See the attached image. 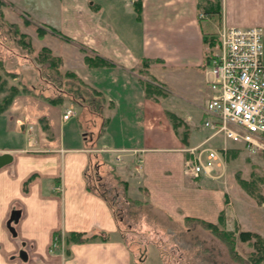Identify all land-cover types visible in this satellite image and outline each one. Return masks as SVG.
Instances as JSON below:
<instances>
[{
  "label": "crops",
  "instance_id": "crops-1",
  "mask_svg": "<svg viewBox=\"0 0 264 264\" xmlns=\"http://www.w3.org/2000/svg\"><path fill=\"white\" fill-rule=\"evenodd\" d=\"M6 1L27 19L72 40L56 36L47 42V36H55L48 32L40 42L62 58L64 71L101 91L106 104L101 115H90L104 123L91 137L87 127L82 131L70 124L72 118L62 120L64 102L52 104L37 94H18L0 113L5 131L14 126L11 142L0 144V154L12 156L0 168V264H135L112 210L94 190L93 174L98 184L118 177L128 185V198L168 215L209 221L202 192L183 173L186 149L208 135L202 137L206 128L193 120L204 115L213 94L205 62L218 44L208 45L204 35L217 37L223 24L263 30L264 0H220V14L204 17L198 0H139V14L138 0ZM79 44L110 63L88 66ZM57 46L65 51L56 52ZM23 57L5 62L6 69L17 76L27 67L37 71ZM143 59L154 61L144 67ZM148 83L165 91L148 96ZM168 112L183 121L184 135ZM215 197L218 213L220 196ZM74 233L106 240L66 243Z\"/></svg>",
  "mask_w": 264,
  "mask_h": 264
},
{
  "label": "rangeland",
  "instance_id": "rangeland-1",
  "mask_svg": "<svg viewBox=\"0 0 264 264\" xmlns=\"http://www.w3.org/2000/svg\"><path fill=\"white\" fill-rule=\"evenodd\" d=\"M5 2V5L1 7L3 17H0V59L3 61V69L14 72L8 68L6 69L5 62L13 63V57L23 55V61L30 62L38 71L27 67L22 69L21 73L23 75L18 74L16 78L5 75L1 71L2 77L7 80V86L16 84L15 86L20 90L33 86L35 91L33 94H37L38 97L42 95L59 96L61 92L55 86L42 79L39 68L34 61L41 48L40 39H42L37 35L35 27L37 23L22 15L10 1L5 0ZM9 6L12 9L9 8L8 10L7 7ZM204 16L206 15L201 14V17ZM26 20L31 21V23L26 24ZM11 24H16L17 28L27 35L26 38L32 46V51L29 54H26L25 50L17 44ZM210 24L214 25V23ZM262 31L264 40V28ZM54 37L56 35L47 36L46 41L52 42ZM57 48L56 50L58 51L56 52L65 51L61 46H57ZM78 48L83 52L80 44ZM4 57L7 58L4 60ZM66 67L62 66V71ZM148 78L152 79L150 75ZM163 91H165L164 88L160 90V93L163 94ZM20 93L28 94L25 92ZM4 95L5 92L0 93V100ZM64 103L65 107H71L78 112L76 113L77 116L70 120V124H75L82 131L86 130L87 127L89 129V137L104 126V123L100 126L99 117L94 116L97 120H93L94 117L90 115L95 114L89 112L85 107L75 104L69 96H65ZM180 110L187 112L188 109ZM204 119L203 114L197 113L193 120L199 121L202 126ZM5 128L6 125H0V144L11 142V137L14 135L12 130L14 126L10 127V131H5ZM177 129L180 135H184L186 132L184 125H180ZM207 134L209 135L208 130H201L202 137ZM224 143L222 136H216L205 144L207 147H213L218 150V166L211 176L202 177L198 181H192V179L191 182L196 184L193 187L197 192H202L199 195L201 199L206 200H200V203L205 211L209 212V221L217 224L225 231L233 232L235 235H238L239 232H251L264 238V146L255 147L251 151L238 143L228 141L226 151H223ZM99 171L105 176L106 173H104L105 171L102 167ZM185 177L188 178L187 176ZM91 181L94 183L93 185L96 184L93 178ZM104 182L99 185L102 187L101 191H104L105 196L109 199L116 194L122 195L121 190L117 189L116 183L110 177L105 179ZM134 191L132 195L135 194ZM216 195L220 196L217 207L219 208L218 213L215 209L216 201H212V199L215 200ZM120 198L118 199L120 200ZM116 204L117 214L118 212L121 215L123 214V219H125L118 222L121 239L130 249L135 264H236L231 261L227 250L220 241L211 233L205 231L200 225L193 222L185 223L183 216H171L162 210L147 206L139 209L138 215L133 213L135 214L134 216L128 217L125 206L118 202ZM214 209L215 211L213 212ZM210 211H212V214H210ZM220 215L222 221L218 222ZM203 220L207 221L206 219ZM54 245L53 250L57 248L56 241H54ZM236 250L242 257L246 258L253 251V248L250 244L241 243L237 240Z\"/></svg>",
  "mask_w": 264,
  "mask_h": 264
},
{
  "label": "built area",
  "instance_id": "built-area-1",
  "mask_svg": "<svg viewBox=\"0 0 264 264\" xmlns=\"http://www.w3.org/2000/svg\"><path fill=\"white\" fill-rule=\"evenodd\" d=\"M217 50L211 57L210 86L213 94L204 105L203 126L209 135L196 146L187 148L183 173L198 180L211 176L218 166V150L205 144L222 136L227 142L246 149L264 146V40L259 26L221 25L217 30ZM77 111L67 107L62 120ZM55 246V245H54Z\"/></svg>",
  "mask_w": 264,
  "mask_h": 264
},
{
  "label": "trees",
  "instance_id": "trees-1",
  "mask_svg": "<svg viewBox=\"0 0 264 264\" xmlns=\"http://www.w3.org/2000/svg\"><path fill=\"white\" fill-rule=\"evenodd\" d=\"M5 0H0V17H3L2 8L5 5ZM197 8L200 14L210 15V14H220V0H198ZM136 12L139 14L141 9L140 1L135 2ZM26 24L31 23V21L26 20ZM13 27V34L16 36L17 44L22 47L26 54H29L32 51V46L30 41L26 38L27 35L21 32L17 25L11 24ZM37 35L39 38H43L44 35L48 32L59 36L63 40L72 41L69 37L62 34L55 28L49 27L46 28L43 25L36 24ZM204 41L210 45L215 46L217 44V37L213 34L204 35ZM81 50L84 52V61L88 66L96 67L104 64H109L110 62L106 59L99 56L93 50L88 49L85 45L80 44ZM90 52V53H89ZM211 60V57L207 58ZM206 59V60H207ZM35 63L38 66V70L40 76L44 81L49 84L55 86L57 90L61 93L59 96L50 97L47 95H42L41 97L52 104H61L65 100V96H69L70 99L80 107H85L89 112L95 115H101L103 112V107L106 104L105 97L101 91H99L96 87L84 82L81 78H79L74 72L71 71H62V58L58 55H54L52 51L46 47L42 46L38 54L34 59ZM154 61L150 59H143L142 65L144 67H148L149 64ZM206 65L210 64L205 62ZM1 71L4 72L5 75L16 78L17 74L14 72H9L3 69V61L0 59V93L5 92V95L0 100V113L5 111L12 103L15 96H17L20 92H25L28 94H33V90L29 87L23 88L22 90L18 89L17 86L11 85L7 86L6 78L2 77ZM146 94L148 96L152 95V93H159L160 88L153 84H146ZM168 116L172 122L173 127L178 131V127L180 125H184L183 121L178 118L175 114L168 112ZM185 126V125H184ZM44 129H48L47 125L43 124ZM92 178L96 181L94 186V190L98 193L109 205L114 218L117 222L124 221L123 214L116 212L115 205L116 203H122L126 208L127 216L131 217L138 213L139 209L142 207H151L147 202H141L138 200H132L127 197V189L128 185L126 182L121 181L118 177H113L117 189L121 190L122 195L119 194L114 195L112 198H108L105 196L104 191L102 192V187L98 184V177L94 174ZM91 178V179H92ZM93 190V191H94ZM122 197V198H120ZM120 198V200L118 199ZM125 210V209H124ZM138 215V214H137ZM185 223H196L200 225L205 231L211 233L220 243H222L227 250V253L233 263L236 264H264V238L251 232H239L238 235H235L233 232L225 231L221 229L217 224L209 221H205L199 218L192 217H184ZM222 221L221 215L218 217V222ZM119 224V223H118ZM119 227V226H118ZM99 236H87L85 234H70L67 239H65L66 243H76L82 244L96 239ZM100 240H106L102 237H99ZM239 240L241 243H248L253 248V251L250 252L246 258L242 257L236 250V241ZM56 243L61 242L60 235L55 237Z\"/></svg>",
  "mask_w": 264,
  "mask_h": 264
},
{
  "label": "water",
  "instance_id": "water-1",
  "mask_svg": "<svg viewBox=\"0 0 264 264\" xmlns=\"http://www.w3.org/2000/svg\"><path fill=\"white\" fill-rule=\"evenodd\" d=\"M11 160H12L11 154H9V153L0 154V168L11 163Z\"/></svg>",
  "mask_w": 264,
  "mask_h": 264
}]
</instances>
